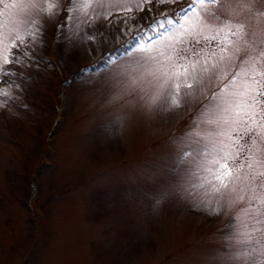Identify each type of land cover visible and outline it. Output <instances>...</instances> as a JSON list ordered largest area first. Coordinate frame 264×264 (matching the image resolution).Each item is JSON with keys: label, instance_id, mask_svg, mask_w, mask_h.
<instances>
[{"label": "rangeland", "instance_id": "1", "mask_svg": "<svg viewBox=\"0 0 264 264\" xmlns=\"http://www.w3.org/2000/svg\"><path fill=\"white\" fill-rule=\"evenodd\" d=\"M190 2L132 5V12L116 3L98 10L112 13L106 20L79 30L67 22L69 36L89 33L93 41L56 39L55 21L46 20L40 66L23 70L29 79L19 99L0 109V264H219L209 253L228 243L233 210L205 214L178 196L157 203L161 189L149 179L180 150L176 138L203 98L187 112L150 116L131 105L118 110L109 103L113 89L93 90L143 55L140 47L162 44L169 29L152 30L165 23L161 13ZM0 11L6 21L17 16ZM126 17L134 18L109 27Z\"/></svg>", "mask_w": 264, "mask_h": 264}, {"label": "snow or ice", "instance_id": "2", "mask_svg": "<svg viewBox=\"0 0 264 264\" xmlns=\"http://www.w3.org/2000/svg\"><path fill=\"white\" fill-rule=\"evenodd\" d=\"M116 3L117 11L132 12V5L144 11V4L175 0H0V8L17 10L11 21L0 11V109L19 99L29 79L23 70L40 66L35 53L46 45V20L56 23L54 38L75 42L79 31L68 35L69 20L79 30L108 19L110 11L98 10ZM161 17L165 23L152 30L168 26L163 43L140 47L143 55L93 90L113 89L109 103L118 110L131 105L150 116L187 112L188 104L203 98L176 138L180 150L149 173L161 189L156 202L178 196L205 214L233 210L228 243L209 255L219 264H264V0H191ZM79 39L95 37L85 33Z\"/></svg>", "mask_w": 264, "mask_h": 264}, {"label": "trees", "instance_id": "3", "mask_svg": "<svg viewBox=\"0 0 264 264\" xmlns=\"http://www.w3.org/2000/svg\"><path fill=\"white\" fill-rule=\"evenodd\" d=\"M48 58H49V57H48ZM64 70H65V69H64ZM63 72H64V71H63V69H62V71H61L60 74H62ZM61 76H62V75H61ZM65 79H66V77H62V81H63V82H61V85L65 84V83H64ZM67 80H68V78H67ZM60 88H61V87H60ZM63 110H64V107H63ZM61 118H62V117H61ZM52 134H53V133H52ZM45 136H46V135H45ZM45 138H46V137H45ZM46 140L49 141L50 139L48 138V139H46ZM45 146H46V143H45ZM47 147H49V145H47ZM31 212H32V216H33L34 218L36 217V216H35V213H36V214H39V213H38V209H37L36 207L34 208V212H35V213H33V211H31Z\"/></svg>", "mask_w": 264, "mask_h": 264}]
</instances>
